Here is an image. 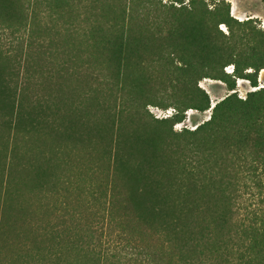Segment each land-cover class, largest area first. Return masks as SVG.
<instances>
[{
	"label": "trees",
	"instance_id": "1",
	"mask_svg": "<svg viewBox=\"0 0 264 264\" xmlns=\"http://www.w3.org/2000/svg\"><path fill=\"white\" fill-rule=\"evenodd\" d=\"M1 31L0 264H264V88L236 92L264 70L254 19L226 0H0ZM204 80L231 93L175 131L210 110Z\"/></svg>",
	"mask_w": 264,
	"mask_h": 264
},
{
	"label": "rangeland",
	"instance_id": "2",
	"mask_svg": "<svg viewBox=\"0 0 264 264\" xmlns=\"http://www.w3.org/2000/svg\"><path fill=\"white\" fill-rule=\"evenodd\" d=\"M208 1V0H205ZM230 4V12L231 16L239 21H243L249 18H252L256 21L258 28L261 30H264V0H226ZM220 30L223 32H226V28L221 25L219 27ZM0 35L2 36V48L3 50H6L10 46V40L9 35L5 33V31H1ZM63 59L58 57L56 61H43L40 64L43 67V70L45 72H51L55 71V69L59 68V65L62 64ZM227 72L232 71V67H228L226 69ZM32 96L36 98L37 93L41 96L43 95V92L40 90L41 88L38 86V82H45L44 79H39L37 75L35 74V70L32 71ZM50 86H53V82H48ZM200 86L206 90V92L209 94L210 97V110L199 113L197 111H188L186 113V119L180 123L176 124L174 126V130L179 132L183 128L193 130L195 129L199 124L203 123L204 121L208 120L211 115V108L214 106L217 102L221 101L224 97H226L229 92L226 88V86L219 81H213V80H204L200 83ZM44 88V85L42 86V89ZM81 88V87H79ZM258 88H264V70H261L258 74L257 78V87L253 88L249 84L248 81L245 80H237L236 82V92L239 98H245L247 93L250 91H253ZM172 116L175 111L173 109L168 110H162L156 107H148V111L150 114H152L155 118L162 119L165 118L164 114H167V111H171ZM166 116V118L170 117ZM25 198H30L33 201V194H29L28 191L24 192ZM27 200V199H26ZM31 201V202H32ZM32 209V207H31Z\"/></svg>",
	"mask_w": 264,
	"mask_h": 264
},
{
	"label": "built area",
	"instance_id": "3",
	"mask_svg": "<svg viewBox=\"0 0 264 264\" xmlns=\"http://www.w3.org/2000/svg\"><path fill=\"white\" fill-rule=\"evenodd\" d=\"M172 114V110L171 111H167V114H164V117L166 118V116H170Z\"/></svg>",
	"mask_w": 264,
	"mask_h": 264
},
{
	"label": "water",
	"instance_id": "4",
	"mask_svg": "<svg viewBox=\"0 0 264 264\" xmlns=\"http://www.w3.org/2000/svg\"><path fill=\"white\" fill-rule=\"evenodd\" d=\"M232 69H233V67H232ZM232 72V71H231ZM231 72H229V73H231ZM212 108H213V106H212ZM212 108H211V110H212Z\"/></svg>",
	"mask_w": 264,
	"mask_h": 264
}]
</instances>
